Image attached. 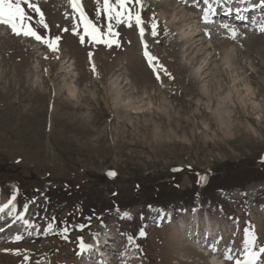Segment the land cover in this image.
I'll return each instance as SVG.
<instances>
[{
	"label": "rangeland",
	"instance_id": "rangeland-1",
	"mask_svg": "<svg viewBox=\"0 0 264 264\" xmlns=\"http://www.w3.org/2000/svg\"><path fill=\"white\" fill-rule=\"evenodd\" d=\"M215 1L221 0H209L218 9ZM35 2L52 33L62 35V52L59 61H45L43 45L16 37L0 25V199L6 202L17 186L19 203L38 197L28 213L36 220L31 236L11 242L22 226L7 227L11 218L0 222V227L6 226L0 232V249L22 250L21 256L0 251V264H24L23 250L30 257L27 264H101L76 254L77 236L83 235L89 243L91 232L108 230L114 238L111 245L124 249L121 232L135 235L141 227L146 237L135 238L143 254L134 250L138 258L130 264H209L194 248L188 230L194 214L188 211L194 206L199 209V223L207 217L216 233L208 244L218 245L220 252L228 247L242 249L244 229L249 226H254L258 245H264V34L253 24L264 17V5L249 10L250 15L225 12L221 14L227 17L212 18L208 39L200 31L208 27L199 22L206 7L203 0L198 3V16L192 0H144L145 19L155 12L176 34L174 39L161 35L159 45L146 37L176 77L175 83L165 78L161 88L143 62L135 28L120 29V48L80 45L70 31L73 13L67 0ZM234 3L239 0L228 5ZM251 3L259 0H249L241 9H250ZM82 4L93 18L95 0ZM256 9L261 11L254 13ZM223 23L243 35L233 41L219 28ZM63 27L69 32H60ZM228 50L230 68L223 63ZM89 51L94 53L98 78L91 73ZM185 61L201 69L199 83H189ZM245 83L253 96L247 95ZM253 101L260 107L254 108ZM17 158L20 164L15 163ZM175 166H183L184 171L172 173ZM109 169L118 173L115 179L105 175ZM209 170V183L198 186L196 173ZM41 193L49 198L44 207ZM114 204L130 211L133 219L121 220L112 210ZM93 211L103 214L106 227L94 218L91 228L83 233L73 229L68 240L43 235L53 216L58 226L65 219L85 223ZM190 242L193 245L186 244ZM119 254L112 257L115 264H121Z\"/></svg>",
	"mask_w": 264,
	"mask_h": 264
},
{
	"label": "snow or ice",
	"instance_id": "snow-or-ice-1",
	"mask_svg": "<svg viewBox=\"0 0 264 264\" xmlns=\"http://www.w3.org/2000/svg\"><path fill=\"white\" fill-rule=\"evenodd\" d=\"M96 9L93 18H90L89 13L85 10L82 0H68V4L72 10L71 17V34L78 37V42L80 45L86 43L91 45H101L108 49L120 48L121 47V28H126L132 30L135 28L139 43L141 45V55L145 66L150 70V75L154 80L160 85L161 88L165 87V78L169 81L175 83L176 77L169 70V68L162 62L160 57L155 54L149 44V40L146 38L150 36L152 41L159 45L161 43V35L165 38H175L176 34L173 33L166 21H161L155 12L151 14L148 19H145V3L144 0H95ZM186 3L187 0H184ZM197 7H199L198 0H192ZM206 7L203 9V15L201 17L204 24L212 23V16L215 15L216 9L209 0H203ZM223 2V0H222ZM264 5V0H259V4H252L251 7L258 8ZM225 11H232L230 8H226ZM235 11L239 14L241 13L240 8H236ZM247 11V9H243ZM243 18V17H238ZM255 25V30L261 34H264V17L259 21L253 20ZM0 25L7 26L11 33L16 37L31 38L36 42L43 45L46 49L43 55V60H56L61 59L62 52V40L63 37L60 34L52 33L49 23L46 21L45 13L42 11L41 7L35 2V0H0ZM59 27V26H57ZM219 28L226 30L227 35L236 41L239 35H243L239 29L228 23H223L219 25ZM62 33H68L69 28L63 27L59 29ZM201 33L208 39L212 38V31L210 28L205 27L200 30ZM185 36L188 35L186 32ZM130 42V41H129ZM242 47V45H241ZM218 58L221 54L219 52L214 53ZM231 50L224 53V67L230 68L231 65ZM88 60L90 65L91 73L97 78L100 76L98 67L94 60V53L92 51L88 52ZM185 67L188 69V79L190 84L199 83L203 79L201 75V69L192 66L188 61L184 62ZM43 72L45 75L48 73V68H44ZM173 95L176 93L173 91ZM183 95V93H180ZM207 127V125H205ZM16 164L21 163V159L17 158ZM188 170L191 171L192 166H187ZM172 173H181L184 171L183 166H175L170 169ZM105 175L109 179H115L118 173L115 170L109 169L106 171ZM211 171L207 173H196L197 180L196 183L200 187H205L210 181ZM179 188L178 184L174 185ZM68 185H65L67 189ZM139 188V185H137ZM36 192H40L39 189H34ZM21 189L17 186L10 191V196L6 202L0 203V214H5L7 217L11 218L12 225L20 224L22 230L10 237L11 242H20L25 236H31L32 229L36 227L35 218H29V208L30 205L36 204L38 197H32L30 200L22 204V210L18 211V197L20 195ZM218 192L225 196L223 189H218ZM44 195V193H41ZM118 195L114 192L113 196ZM199 196V193L196 194ZM45 205L48 204L49 198L44 195ZM149 208L152 206L149 205ZM222 209V206H220ZM119 214L121 220H132L133 217L128 210H121L118 204L113 205V209ZM106 210V211H112ZM199 209L195 206L192 212L195 214ZM79 211V210H78ZM187 211V210H184ZM39 216L40 213L35 214ZM170 215V214H169ZM4 218L0 215V219ZM98 219L101 226H105V221L103 219V214L97 215L94 211L92 215L87 217L85 223H69L67 219L60 221L59 226L56 223V217L53 216L47 222L43 235L47 236L49 234L59 235L63 240L69 239V233L75 229L84 232L86 228H91L92 220ZM231 219V217H229ZM5 229L0 227V232H4ZM121 235L125 238L126 244L122 252L119 254L121 264H130L132 259L138 258V253L134 250H139V254H143L142 246L137 242L135 236L140 238H145L147 233L143 227L139 228L135 235L124 231ZM92 239L99 243V238L101 236L100 232H91ZM77 247L79 251L77 255L85 254L90 252L94 245L92 243H87L83 235L76 237ZM216 251L215 247L212 249ZM4 253H11L15 256H21L22 250L19 248H4L0 249ZM23 262L27 264L30 257L27 254V250H23ZM224 258L232 264H264V245H258L257 233L254 230V226H249L244 229L242 249L234 250L231 247L225 248ZM37 264H42V261H37Z\"/></svg>",
	"mask_w": 264,
	"mask_h": 264
},
{
	"label": "bare ground",
	"instance_id": "bare-ground-1",
	"mask_svg": "<svg viewBox=\"0 0 264 264\" xmlns=\"http://www.w3.org/2000/svg\"><path fill=\"white\" fill-rule=\"evenodd\" d=\"M223 3V2H222ZM195 6V4H191V7H194ZM223 13V12H222ZM171 30V29H170ZM68 91L69 92H72L73 90L72 89H70V88H68ZM73 94V93H72ZM185 228V227H184ZM188 230H191V233H192V240H193V242H195V244L198 246V245H200V246H196V245H193L192 244V242H190V243H186V244H188V245H193L195 248H198V249H200V251H204V248H206V245H208V240L209 239H212V237L211 238H208V237H206V233L204 232V231H202V227H200V226H197V228L194 226V225H192L191 227H189L188 228ZM209 232H210V236H212V234H211V229H207ZM213 231V230H212ZM195 232V233H194ZM208 233V232H207ZM190 238V237H189ZM215 239V238H214ZM111 243V242H110ZM217 250H218V252H219V254H221V252H220V250L218 249V247H217ZM197 254V253H196ZM198 255V254H197ZM221 256V255H220ZM208 259H206V261H207ZM208 262H209V264H222V262H223V260H219L218 258H216L215 256H212L211 258H209V260H208Z\"/></svg>",
	"mask_w": 264,
	"mask_h": 264
},
{
	"label": "clouds",
	"instance_id": "clouds-1",
	"mask_svg": "<svg viewBox=\"0 0 264 264\" xmlns=\"http://www.w3.org/2000/svg\"><path fill=\"white\" fill-rule=\"evenodd\" d=\"M233 75H235V73H233ZM238 79L240 81H243L244 80V77L243 76H240V77H238ZM235 82L236 81H233V83H235ZM244 88L247 89V95L253 96L255 94L254 91H253V89L247 83L244 84ZM73 95H74V93H73ZM252 103H253V107L254 108H259L260 107V105L257 104V103H255V101H253ZM256 118H257V120H259L261 117L258 115Z\"/></svg>",
	"mask_w": 264,
	"mask_h": 264
}]
</instances>
